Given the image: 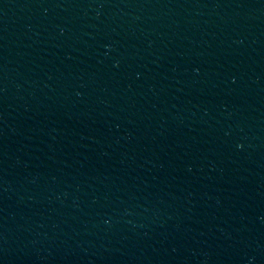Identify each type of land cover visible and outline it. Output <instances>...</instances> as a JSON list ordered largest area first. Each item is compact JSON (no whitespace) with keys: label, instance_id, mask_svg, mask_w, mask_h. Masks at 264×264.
Here are the masks:
<instances>
[{"label":"water","instance_id":"1","mask_svg":"<svg viewBox=\"0 0 264 264\" xmlns=\"http://www.w3.org/2000/svg\"><path fill=\"white\" fill-rule=\"evenodd\" d=\"M0 264H264V0H0Z\"/></svg>","mask_w":264,"mask_h":264}]
</instances>
